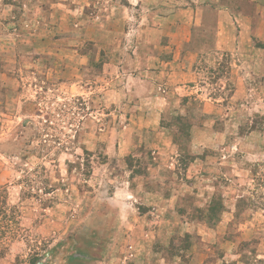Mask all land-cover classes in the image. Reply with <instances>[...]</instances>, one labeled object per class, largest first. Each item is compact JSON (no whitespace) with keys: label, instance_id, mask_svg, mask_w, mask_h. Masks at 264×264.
Masks as SVG:
<instances>
[{"label":"rangeland","instance_id":"1","mask_svg":"<svg viewBox=\"0 0 264 264\" xmlns=\"http://www.w3.org/2000/svg\"><path fill=\"white\" fill-rule=\"evenodd\" d=\"M218 11L252 25L243 59L204 63V93L223 107L201 162L189 166L179 115L162 122L174 166L108 153L127 110L99 99L108 51L134 50L156 22L165 42L196 38L173 15L212 31ZM149 180L164 200L138 199ZM0 264H264V0H0Z\"/></svg>","mask_w":264,"mask_h":264},{"label":"crops","instance_id":"2","mask_svg":"<svg viewBox=\"0 0 264 264\" xmlns=\"http://www.w3.org/2000/svg\"><path fill=\"white\" fill-rule=\"evenodd\" d=\"M257 6L260 7L259 4ZM172 18L176 32L189 25L195 29L196 38L182 39L173 33V40L165 42L162 40L163 26L156 22L150 35L146 33L140 39L137 38L134 50L108 51L103 65L107 75L101 74L98 78L108 86L98 87L102 90V95L96 98L106 107L123 106L127 109L121 128L118 126L112 131L113 135L110 137L114 139L115 148L108 150V153L112 152L123 158L136 149L144 150L152 160L147 170L154 172H160L168 165L174 166L175 159L179 156V145L174 143L169 127L162 123L167 117L179 115L181 121L188 120L190 127L187 148L193 158L189 163L191 168L201 162L197 156L210 147L209 140L221 136L209 123L217 119V110L223 105L216 97L204 93L206 89L200 83L201 75L206 70L204 63L219 55H231L237 61L243 59L252 25L248 17L241 15L235 17L234 22L233 17L225 11H218L216 14L212 31L206 27L208 25L201 24L198 14L193 15L190 21H182L179 13ZM107 35L108 37H104V40L108 38L105 42L113 44L116 33L109 31ZM196 105L197 121L192 116ZM169 152L170 159L175 155V159H172L174 162H165ZM153 181L156 188L154 191L146 190L145 185L138 181L137 194L140 201L147 203L148 200L163 199L158 187V184L163 183L149 180L150 183ZM175 186L179 188L178 192L175 191L176 195L186 187L183 182H176ZM131 195L126 197H132ZM115 197L127 199L118 193ZM172 200L173 197L168 201Z\"/></svg>","mask_w":264,"mask_h":264}]
</instances>
